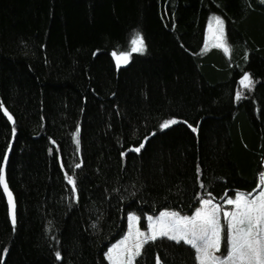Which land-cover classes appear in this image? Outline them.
<instances>
[{"label":"trees","instance_id":"trees-1","mask_svg":"<svg viewBox=\"0 0 264 264\" xmlns=\"http://www.w3.org/2000/svg\"><path fill=\"white\" fill-rule=\"evenodd\" d=\"M213 16L224 20L229 54L205 51ZM137 33L146 50L118 71L112 53L130 52ZM244 73L252 90L240 84ZM0 103V167L7 156L17 206L13 230L0 187V264H109L130 213L146 229L164 211L193 215L201 197L224 207L257 189L264 3L0 0ZM157 256L197 264L190 245L167 237L145 244L135 264Z\"/></svg>","mask_w":264,"mask_h":264},{"label":"snow or ice","instance_id":"snow-or-ice-1","mask_svg":"<svg viewBox=\"0 0 264 264\" xmlns=\"http://www.w3.org/2000/svg\"><path fill=\"white\" fill-rule=\"evenodd\" d=\"M264 3V0H261ZM215 30L209 24V31L214 40V46L222 48L226 54L230 53V46L227 44L224 28V20L220 16H213ZM131 51L120 53L113 52L116 67L127 64L131 58V53H143L146 50L144 38L137 33L131 38ZM207 47V43L205 44ZM240 84L252 90L255 85L250 73H244ZM242 93L237 91L236 99L240 100ZM0 108H3L0 103ZM4 115L9 121L15 124L13 116L6 108ZM176 119H166L159 125L160 129H167L176 124ZM185 123H187L185 121ZM193 132L197 129L191 124L188 125ZM15 127L12 128L13 135ZM155 135V133H153ZM75 143L79 150V130L75 133ZM55 144V141H52ZM144 148V143H140L129 151L139 153ZM51 151V150H50ZM121 155H126L122 153ZM8 157L3 158V163L7 164ZM63 167V164H61ZM75 167H81L76 164ZM200 172L197 167V173ZM65 179L72 186V192H76V179L73 175L65 172ZM260 187L251 193L237 191L234 198H227L226 203L231 205V210L225 209L218 203H214L212 198L200 199V207L196 209L193 216H181L177 212H164L156 219L148 217L147 232L142 231L138 226L139 217L128 216V236L119 244L113 246L106 253L110 264H135L136 258L142 254V249L149 241L154 242L159 237H167L169 240L190 245L195 250V260L197 264H264V172L260 173ZM0 187L7 197L9 214L13 230L16 226L15 201L13 193L9 189L5 178L4 167H0ZM203 188L204 184L201 183ZM210 196V194H209ZM221 217H223V222ZM222 244L226 246V255H217ZM7 253V249H3ZM57 259H61V253H55ZM156 264H161L160 257H156Z\"/></svg>","mask_w":264,"mask_h":264},{"label":"rangeland","instance_id":"rangeland-1","mask_svg":"<svg viewBox=\"0 0 264 264\" xmlns=\"http://www.w3.org/2000/svg\"><path fill=\"white\" fill-rule=\"evenodd\" d=\"M211 24H212V28H213V31L215 30V27H216V25H215V21H211ZM210 34V33H209ZM206 43H207V47H205V51H209V50H211V49H213V48H216V49H222V48H218V47H215L214 46V40H213V37L211 36H208L207 37V41H206ZM223 50V49H222ZM224 51V50H223ZM144 53V52H143ZM132 54H134V53H131V55ZM131 59V58H130ZM130 61V60H129ZM260 187V182H259V185H258V187H257V189ZM256 189V190H257ZM255 190V191H256ZM224 207L226 208V207H229V209L228 210H231V208H232V206L231 205H228L227 203H225V205H224ZM164 212H169V213H171L172 211H164ZM164 212H162V213H164ZM161 214V213H160ZM160 214L159 215H157V216H151V217H153L154 219H156V218H158L159 216H160ZM180 214V213H179ZM195 214V213H194ZM193 214V215H194ZM129 215H135V216H137L135 213H130ZM128 215V216H129ZM181 216H193V215H183V214H180ZM221 219H222V222H223V217H221ZM128 220V219H127ZM147 225H148V218H147ZM137 226L142 230V231H145V232H147V230H148V228H146V229H142L141 228V226H140V221H138V224H137ZM128 236V224H127V232L124 234V236H122L119 240H117L115 243H113V244H111V246L108 248V250L109 249H111V248H113V246H115V245H117V244H119L122 240H124L125 239V237H127ZM108 250H107V252H108ZM227 253H226V249H224L223 248V244H222V246H221V249H220V252L219 253H217V255H226ZM106 258H107V256H106ZM138 258V257H137ZM136 258V259H137ZM107 261L109 262V264H110V261L107 259Z\"/></svg>","mask_w":264,"mask_h":264},{"label":"water","instance_id":"water-1","mask_svg":"<svg viewBox=\"0 0 264 264\" xmlns=\"http://www.w3.org/2000/svg\"><path fill=\"white\" fill-rule=\"evenodd\" d=\"M209 36L211 37L212 35H211V33L209 34ZM115 65H116V62H115ZM125 67H126V64H122L120 67H119V69H117L118 71H121V70H123V69H125ZM117 68V67H116ZM8 163H9V160H7V164L5 165V164H3V166L2 167H4V170H5V178H6V180H7V169H8ZM7 182H8V180H7ZM9 185V184H8ZM2 188V187H1ZM9 189H10V187H9ZM11 190V189H10ZM2 191H3V189H2ZM12 192V191H11ZM4 196H5V198H6V201H7V197H6V195L4 194ZM13 197H14V201H15V205H16V200H15V196H14V194H13ZM224 202V200H221V203H223ZM7 205H8V203H7ZM9 209V208H8ZM16 210H17V206H16V208H15V212H16Z\"/></svg>","mask_w":264,"mask_h":264}]
</instances>
